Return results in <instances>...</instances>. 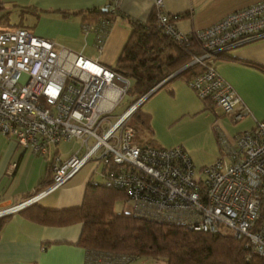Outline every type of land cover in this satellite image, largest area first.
<instances>
[{
    "label": "built area",
    "instance_id": "built-area-1",
    "mask_svg": "<svg viewBox=\"0 0 264 264\" xmlns=\"http://www.w3.org/2000/svg\"><path fill=\"white\" fill-rule=\"evenodd\" d=\"M120 0L100 7L112 12ZM157 22L177 39V31L154 0ZM110 22L101 19L96 45L101 49ZM87 28L84 26L83 31ZM203 66L189 87L196 96L241 120L249 109L213 66L216 55L237 43L264 37V0L234 10L210 26L192 32ZM128 78L95 58L34 34L25 27L0 28V133L14 137L22 151L45 156L51 147L74 141L75 150H58L50 161L51 183L15 206L8 214L36 202L62 186L85 165L91 174L101 166L102 184L125 195L129 213L159 223L226 234L243 239L264 259V119L232 140L219 137L221 153L196 178L182 146H140L128 120L144 101L140 97L111 118L127 93ZM16 163H12L10 169ZM131 256L113 251H86V264H127ZM264 264V261H262Z\"/></svg>",
    "mask_w": 264,
    "mask_h": 264
},
{
    "label": "crops",
    "instance_id": "crops-1",
    "mask_svg": "<svg viewBox=\"0 0 264 264\" xmlns=\"http://www.w3.org/2000/svg\"><path fill=\"white\" fill-rule=\"evenodd\" d=\"M0 28L25 27L88 58L111 67L125 43L129 19L146 21L154 0H120L114 20L105 29L101 49L96 45L98 23L86 16L111 0H0ZM163 11L175 29L190 34L215 23L226 14L259 0H162ZM86 32L83 31L82 24ZM228 59L213 61L217 73L235 90L249 113L234 122L217 107L209 108L182 80L156 90L142 109L151 116L152 138L160 147L181 145L199 175L221 153L219 137L232 140L264 119V37L237 43L225 50ZM231 57V58H230ZM172 91L171 93L169 91ZM62 143V142H61ZM60 145L47 155L22 151L14 137L0 133V210L28 199L45 189L50 180V161ZM12 163L16 166L10 169ZM92 167L85 165L67 182L36 202L44 208L64 210L80 206ZM126 209L125 199L121 200ZM19 211V210H18ZM12 212L0 232V264H86V250L77 245L81 223L43 225Z\"/></svg>",
    "mask_w": 264,
    "mask_h": 264
},
{
    "label": "trees",
    "instance_id": "trees-1",
    "mask_svg": "<svg viewBox=\"0 0 264 264\" xmlns=\"http://www.w3.org/2000/svg\"><path fill=\"white\" fill-rule=\"evenodd\" d=\"M1 4L0 1V8ZM86 16L92 17L94 23L101 19L111 22L115 17L111 12H101L100 8L90 10ZM167 16L171 22L173 17ZM128 21L129 35L111 68L130 81L129 105L143 95H147L146 101L156 90L167 87L174 80H182L188 85L204 69L199 63L192 62L202 53L200 41L192 33L182 39L166 33L157 22L155 9L146 21ZM88 24L85 21L83 28ZM228 56L225 51L220 52L214 60L228 59ZM203 101L212 108L211 101ZM144 102L132 113L128 124L134 128L137 141L143 146H158L152 138L151 116L141 108ZM50 183L51 174L48 185ZM124 198L121 191L89 179L80 206L52 210L33 202L18 212L27 220L43 225L81 223L76 244L86 251L125 253L132 259L143 255L162 259L165 264H262L264 261L246 246L243 239L116 212L115 203ZM11 214L0 216V232Z\"/></svg>",
    "mask_w": 264,
    "mask_h": 264
},
{
    "label": "rangeland",
    "instance_id": "rangeland-1",
    "mask_svg": "<svg viewBox=\"0 0 264 264\" xmlns=\"http://www.w3.org/2000/svg\"><path fill=\"white\" fill-rule=\"evenodd\" d=\"M196 95V94H195ZM131 97L130 94L127 93L125 94L120 101L116 104L115 109H113L112 113H111V118H115L116 116L120 115L129 105V103L131 102ZM134 142H138L137 141V134L135 132V136H134ZM60 145V150L62 151L61 154L63 156H66L67 154L70 153L71 150H75L77 143L70 140V141H65L59 144ZM138 145L142 146L143 144H141L140 142H138ZM176 146H181L179 144H176ZM100 169L101 166H98L96 171L93 173V178L95 179V181H97L98 183H102L103 182V176L100 174ZM198 167H196V171H195V177L197 178L199 176V172L198 171ZM202 178H204L205 176L203 174L200 175ZM124 207V204L122 201H117L114 205V210L116 212H122ZM127 264H165V262L162 259H155L149 256H139L138 258L136 257L135 259L130 260Z\"/></svg>",
    "mask_w": 264,
    "mask_h": 264
},
{
    "label": "bare ground",
    "instance_id": "bare-ground-1",
    "mask_svg": "<svg viewBox=\"0 0 264 264\" xmlns=\"http://www.w3.org/2000/svg\"><path fill=\"white\" fill-rule=\"evenodd\" d=\"M110 68H111V67H110ZM143 96H145V99H146L147 95H143ZM145 99H144V100H145ZM129 106H130V105H129ZM129 106H128V107H129ZM25 207H26V206H25ZM23 208H24V207H23ZM21 209H22V208H21ZM2 210H3V209H2ZM19 210H20V209H19ZM8 214H9V213H8ZM4 215H6V214H4Z\"/></svg>",
    "mask_w": 264,
    "mask_h": 264
},
{
    "label": "water",
    "instance_id": "water-1",
    "mask_svg": "<svg viewBox=\"0 0 264 264\" xmlns=\"http://www.w3.org/2000/svg\"><path fill=\"white\" fill-rule=\"evenodd\" d=\"M158 87V86H157ZM5 214V213H4ZM4 214H1L0 216H3Z\"/></svg>",
    "mask_w": 264,
    "mask_h": 264
}]
</instances>
